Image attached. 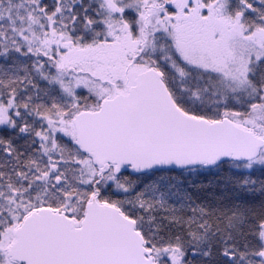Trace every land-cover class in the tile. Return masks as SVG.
<instances>
[{
    "label": "snow or ice",
    "instance_id": "6c2138e0",
    "mask_svg": "<svg viewBox=\"0 0 264 264\" xmlns=\"http://www.w3.org/2000/svg\"><path fill=\"white\" fill-rule=\"evenodd\" d=\"M0 264H264V0H0Z\"/></svg>",
    "mask_w": 264,
    "mask_h": 264
}]
</instances>
